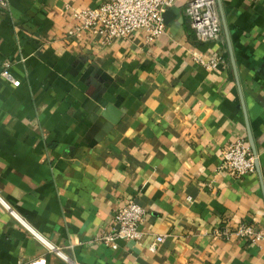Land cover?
<instances>
[{"label":"crops","instance_id":"crops-1","mask_svg":"<svg viewBox=\"0 0 264 264\" xmlns=\"http://www.w3.org/2000/svg\"><path fill=\"white\" fill-rule=\"evenodd\" d=\"M104 1L0 12V264H264V241L223 234L264 233V0H221V42L198 40L190 0H175L152 45L70 37L74 12ZM249 135L261 174L220 173L221 151ZM130 201L146 211L142 244L99 242Z\"/></svg>","mask_w":264,"mask_h":264},{"label":"built area","instance_id":"built-area-1","mask_svg":"<svg viewBox=\"0 0 264 264\" xmlns=\"http://www.w3.org/2000/svg\"><path fill=\"white\" fill-rule=\"evenodd\" d=\"M9 5L10 0H0V12L7 11ZM174 7L175 0H105L97 8L75 11L77 26L69 36L80 37L84 33L92 32L100 36L105 45H109L114 40H132L143 34L146 43L152 45L166 33L165 14ZM186 15L200 42L222 41L223 27L217 0H190ZM1 25L0 20V27ZM222 62L221 58H214L208 62L201 60V64L208 70H215ZM2 76L16 87L21 85L13 78L8 63L4 65ZM219 172L236 180L257 173L256 158L246 139H239L221 151ZM145 217L146 211L143 207L134 201L128 202L116 212L110 232L98 241L113 248H117L119 241L142 244L145 233L141 226ZM223 234L253 243L264 241V233L254 226L242 225L232 231L226 229ZM165 241L164 236L156 237L150 247L151 251H157ZM58 254L63 256L61 252ZM31 264H47V259H38Z\"/></svg>","mask_w":264,"mask_h":264},{"label":"water","instance_id":"water-1","mask_svg":"<svg viewBox=\"0 0 264 264\" xmlns=\"http://www.w3.org/2000/svg\"><path fill=\"white\" fill-rule=\"evenodd\" d=\"M221 13H222V20H223V24H224V28H225V32L227 37L229 38V31H228V27H227V23H226V19H225V15H224V11H223V6H222V2L221 0H217ZM167 14H165L166 17ZM229 45H230V49H231V55H232V62L234 65L235 70L237 69L236 67V62H235V58L233 55V51L231 48V43L229 40ZM105 118H107L112 124H118L121 120L122 117V112L117 110L113 105H109L107 106L101 113ZM249 140H250V146L252 148V151L254 153V156L256 158V168H257V172L259 174H261V166H260V161L258 159V153H257V149L253 140V137L251 135H249Z\"/></svg>","mask_w":264,"mask_h":264}]
</instances>
